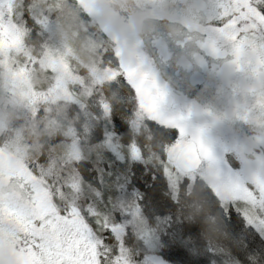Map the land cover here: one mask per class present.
<instances>
[{"label": "snow or ice", "instance_id": "1", "mask_svg": "<svg viewBox=\"0 0 264 264\" xmlns=\"http://www.w3.org/2000/svg\"><path fill=\"white\" fill-rule=\"evenodd\" d=\"M78 3L91 12L88 0ZM219 8V23L207 29L215 33L209 43L215 46L222 39L231 45L238 67L264 76V0H219ZM27 17L32 18L31 27ZM50 23L47 16L37 15L32 0H0V64L15 67L23 78L38 60L27 45L35 41L36 29ZM246 51L252 58L245 65L241 61ZM119 56L118 50L106 55L104 76L86 80L70 53L56 49L48 56L47 83L29 86L25 94L32 116L50 97L64 100L71 105L64 119L75 127L58 138L63 151L54 162L49 156L20 165L14 182L25 207L0 198V220L7 218L18 228L19 264H165L154 256L137 259L136 249L128 246L130 235L143 240L172 225L178 240L180 222L186 227L197 214L207 225L206 234L227 236L224 247L208 242L223 264H264V167L228 180L202 169L211 151L201 135L190 136L182 117L163 114L159 105L164 92L155 77ZM106 82L114 89L110 94ZM257 95V104L264 108V84ZM116 115L123 122L122 132L113 122ZM7 150L8 145L0 146V156ZM86 163L95 172L90 181L82 175ZM133 164L143 165L142 173L159 179L169 197L192 215L181 219L183 212L174 211L149 224L145 211L155 216L146 194L151 188L134 195L122 192L134 177ZM257 235L261 244L249 247ZM229 249L239 250L245 259Z\"/></svg>", "mask_w": 264, "mask_h": 264}, {"label": "clouds", "instance_id": "2", "mask_svg": "<svg viewBox=\"0 0 264 264\" xmlns=\"http://www.w3.org/2000/svg\"><path fill=\"white\" fill-rule=\"evenodd\" d=\"M32 4L38 16L54 22L50 33H43L44 38L27 45L30 54L38 58L36 65L21 78L15 67L0 64V134L10 133V151L22 163L49 156L54 162L63 151L57 141L68 126L59 119V113L71 105L50 97L32 116L25 95L29 86L47 83L48 56L54 50L68 51L71 60L84 70L86 80L99 79L105 74L106 55L118 50L119 59L135 66L137 44L159 28L181 43L185 38L199 41L210 24L202 0H88L91 12L78 0H32ZM251 58L246 51L241 62L246 65ZM104 86L109 94L114 90L108 82ZM252 128L255 139H247L242 160L255 154L256 140L264 139V119L255 120ZM0 228L18 231L9 220L0 222ZM0 264H16V258L5 249Z\"/></svg>", "mask_w": 264, "mask_h": 264}, {"label": "rangeland", "instance_id": "3", "mask_svg": "<svg viewBox=\"0 0 264 264\" xmlns=\"http://www.w3.org/2000/svg\"><path fill=\"white\" fill-rule=\"evenodd\" d=\"M202 3L205 16L210 21L207 29H210L219 23V0H202ZM30 22L32 24V18ZM53 27L54 22H51L47 28L36 29V33L39 38H44L42 34L50 33ZM214 35L206 30L199 41L185 38L178 43L159 28L152 37L137 44V64L155 77L164 92L160 111L168 117H182L181 123L185 125L188 134L201 135L210 149L211 158L202 161V169L215 173L221 180H228L246 171L264 167V139L255 141L256 152L248 160L240 158L247 139H255L252 123L264 119V108L257 104L258 95L251 99L250 95L245 94L246 102L242 103L244 94L241 88L247 91L260 88L264 84V76H257L250 68L238 67L230 44L222 39H216L215 46L209 43V37ZM205 46L213 49V60L206 55ZM225 66L230 67V73L223 76L221 70ZM234 75L237 81L229 83ZM221 81L234 91L221 85ZM249 104H254L255 109L248 108L242 112L236 108H245ZM2 135L6 134H0V146L8 145V150L0 156V198L15 206L25 207L23 193L15 187L14 182L15 173L23 163L11 153L9 135L4 138ZM147 195L149 203L155 198L162 202L166 196L163 188H157L153 195ZM4 220L9 219L0 222ZM18 234V231L0 228V256L7 249L16 258V264H19L15 247ZM144 240L155 247L160 245L156 232ZM147 256L159 257L165 264H172L156 253Z\"/></svg>", "mask_w": 264, "mask_h": 264}, {"label": "trees", "instance_id": "4", "mask_svg": "<svg viewBox=\"0 0 264 264\" xmlns=\"http://www.w3.org/2000/svg\"><path fill=\"white\" fill-rule=\"evenodd\" d=\"M31 17H27L26 21L31 27ZM34 40L42 39L39 38L36 33L33 36ZM71 108V107H70ZM67 111L59 113V119L67 125V129L71 127H75V123L69 119H64V114ZM113 122L117 126L118 131H123V122L119 115L113 117ZM66 129V130H67ZM6 135H2L1 137L8 136L10 138V133H5ZM102 135V133H101ZM163 135V133H162ZM168 141L166 140L165 143ZM52 143H56L55 140ZM106 156L110 157V153H106ZM132 171L134 173V177H130L128 179L127 185L124 186L122 192L124 194L134 195L138 190L143 192L145 188H151V190L146 194L153 195L155 190L163 188L166 196L163 198L162 202L160 199L155 198L153 202H151L150 211H155V216L151 214L149 211H145V218L148 220L149 224H152L156 218H163L165 216H169L171 212H183V219L185 216L192 215V210L189 208H181L176 201L172 200L169 197L166 188L161 184L160 180L157 179L153 181L151 179V175H145L142 173L143 165L133 164ZM82 175L85 176L86 180H92L95 176L94 168L90 163H86L84 166V171H82ZM163 207V208H160ZM160 209V211H157ZM186 227H184V222H180L179 231L181 233L180 238L177 240L174 238V230L172 225H169L168 229H164L163 231H155L160 239V245L155 247L153 245L148 244L146 240H142L138 238L134 233L130 235L128 240V246L136 249L137 259H142L144 256H147L152 253H156L162 256L165 260L172 264H223L222 259L218 253L212 251L208 245L209 240L211 243L219 245L220 247H224L227 243V236L222 233H205L207 225L203 223V221L199 218V215H193L190 221H186ZM114 243V241H112ZM261 244V239L257 235L253 237L249 242V247L258 248ZM232 252V255L241 259L242 261L245 259L244 256L241 255L239 250L229 249Z\"/></svg>", "mask_w": 264, "mask_h": 264}, {"label": "flooded vegetation", "instance_id": "5", "mask_svg": "<svg viewBox=\"0 0 264 264\" xmlns=\"http://www.w3.org/2000/svg\"><path fill=\"white\" fill-rule=\"evenodd\" d=\"M206 47V46H205ZM205 47H204V50H205ZM212 49V48H211ZM207 53H206V55L211 59V60H213L212 58H214L213 57V55H214V53H213V49L210 51V52H208V51H206ZM209 59V60H210ZM210 60V61H211ZM212 65H213V63L211 62L210 63V67L212 68ZM230 73V67L229 66H225L224 68H222V70H221V74L224 76V75H227V74H229ZM233 80H236L237 81V78H236V76L234 75L233 77H231L230 79H229V83H231ZM221 85H225L226 86V84L223 82V81H221ZM228 89H229V91L230 90H233L234 91V89L232 88V87H228V86H226ZM255 90H259V88L258 89H255ZM257 91H253V90H251V91H247V90H244L243 88H241V92H243V94H244V96H242L243 97V99H242V103H245L246 102V100H245V94H248V95H250V97H251V99H254L255 97H256V94H257ZM241 101V100H240ZM251 104V103H250ZM248 105V106H246L245 108H241V107H236V108H239L242 112H244L246 109H248V108H252L253 110L255 109V105L253 104V105ZM246 123V122H245Z\"/></svg>", "mask_w": 264, "mask_h": 264}, {"label": "water", "instance_id": "6", "mask_svg": "<svg viewBox=\"0 0 264 264\" xmlns=\"http://www.w3.org/2000/svg\"><path fill=\"white\" fill-rule=\"evenodd\" d=\"M205 50L208 51V52H210L212 49H211L210 47H207V46H206V47H205ZM201 166H202V164H201Z\"/></svg>", "mask_w": 264, "mask_h": 264}]
</instances>
